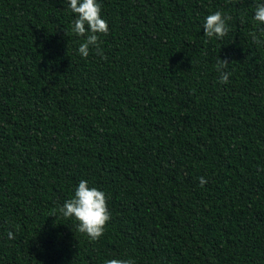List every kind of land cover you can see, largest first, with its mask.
Wrapping results in <instances>:
<instances>
[{"label": "trees", "instance_id": "16d2710c", "mask_svg": "<svg viewBox=\"0 0 264 264\" xmlns=\"http://www.w3.org/2000/svg\"><path fill=\"white\" fill-rule=\"evenodd\" d=\"M255 3L101 0L109 33L82 58L65 0H0V264H264ZM81 179L108 197L95 241L59 211Z\"/></svg>", "mask_w": 264, "mask_h": 264}, {"label": "clouds", "instance_id": "9594fccd", "mask_svg": "<svg viewBox=\"0 0 264 264\" xmlns=\"http://www.w3.org/2000/svg\"><path fill=\"white\" fill-rule=\"evenodd\" d=\"M65 5L72 14L71 32L84 38L77 48L78 55L87 58L90 48L101 54L99 34L109 33L108 21L102 15L101 0H65ZM229 19L230 17L220 10L207 14L202 23L203 35L207 38L222 39L229 32ZM252 19L264 30V0H256ZM253 39H257L255 34ZM227 64V60H220L215 65L219 82L222 84H227L231 75ZM199 183L204 186L207 179L202 176ZM107 199L105 191L90 186L89 181L81 179L70 198L59 207V211L63 217L76 221V228L80 233L95 241L104 234L105 226L111 219ZM6 236L9 241L14 240L15 232L9 230ZM105 264H132V261L113 258L106 260Z\"/></svg>", "mask_w": 264, "mask_h": 264}]
</instances>
